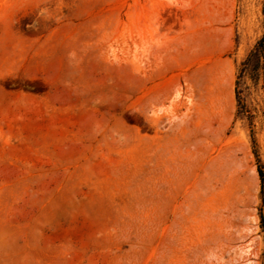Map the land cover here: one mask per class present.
<instances>
[{
    "label": "rangeland",
    "instance_id": "374dc122",
    "mask_svg": "<svg viewBox=\"0 0 264 264\" xmlns=\"http://www.w3.org/2000/svg\"><path fill=\"white\" fill-rule=\"evenodd\" d=\"M263 35L264 0H0V264H264Z\"/></svg>",
    "mask_w": 264,
    "mask_h": 264
},
{
    "label": "trees",
    "instance_id": "16d2710c",
    "mask_svg": "<svg viewBox=\"0 0 264 264\" xmlns=\"http://www.w3.org/2000/svg\"><path fill=\"white\" fill-rule=\"evenodd\" d=\"M252 55H254L255 57V62L253 64L252 70L255 71L256 77H260V68H262L264 65V35L261 38L257 48L254 51H252ZM238 104H240L239 96H238ZM258 172H259L262 184H263L264 183V168L262 166H259Z\"/></svg>",
    "mask_w": 264,
    "mask_h": 264
}]
</instances>
